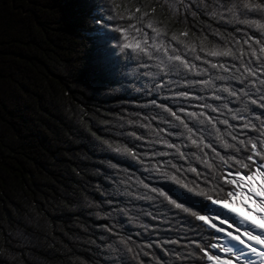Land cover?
Wrapping results in <instances>:
<instances>
[{
	"label": "snow or ice",
	"instance_id": "6c2138e0",
	"mask_svg": "<svg viewBox=\"0 0 264 264\" xmlns=\"http://www.w3.org/2000/svg\"><path fill=\"white\" fill-rule=\"evenodd\" d=\"M80 7L99 91L126 101L88 145L105 264H264V0Z\"/></svg>",
	"mask_w": 264,
	"mask_h": 264
},
{
	"label": "trees",
	"instance_id": "16d2710c",
	"mask_svg": "<svg viewBox=\"0 0 264 264\" xmlns=\"http://www.w3.org/2000/svg\"><path fill=\"white\" fill-rule=\"evenodd\" d=\"M82 3L0 0V264L108 258L98 239L103 221L84 201L99 202L96 189L104 187L101 157L88 145L97 127L116 123L126 101L99 91Z\"/></svg>",
	"mask_w": 264,
	"mask_h": 264
},
{
	"label": "rangeland",
	"instance_id": "374dc122",
	"mask_svg": "<svg viewBox=\"0 0 264 264\" xmlns=\"http://www.w3.org/2000/svg\"><path fill=\"white\" fill-rule=\"evenodd\" d=\"M154 2H155V0H143V3H145V4H150V3H154ZM136 3H137V0H128L129 6H134ZM157 10L161 13L163 11V14H167L166 8L164 10H162L159 5H157Z\"/></svg>",
	"mask_w": 264,
	"mask_h": 264
}]
</instances>
